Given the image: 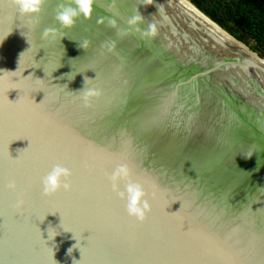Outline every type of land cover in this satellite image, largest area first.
<instances>
[{"label":"water","instance_id":"water-1","mask_svg":"<svg viewBox=\"0 0 264 264\" xmlns=\"http://www.w3.org/2000/svg\"><path fill=\"white\" fill-rule=\"evenodd\" d=\"M61 3L32 20L0 0V264H264L261 68L180 0H98L42 38ZM137 9L154 40L128 25ZM56 164L72 187L46 197ZM120 164L148 194L143 223L108 179Z\"/></svg>","mask_w":264,"mask_h":264},{"label":"clouds","instance_id":"clouds-1","mask_svg":"<svg viewBox=\"0 0 264 264\" xmlns=\"http://www.w3.org/2000/svg\"><path fill=\"white\" fill-rule=\"evenodd\" d=\"M48 0H12V4L16 7L19 14L22 17L32 20H38L43 12L45 4ZM98 0H71V3H61L57 6L55 20L59 24V28L49 27L45 28L42 33L44 39H56L57 37H63V33L60 29H71L77 21L83 17L84 19H91L95 11V5ZM144 5H153L154 0H143ZM160 11V9H159ZM146 19L140 13L139 9L136 13L128 19V25L130 28H134L142 38L148 40H154L158 36V24L156 22L147 23L146 28H141L140 25L144 24ZM97 23L103 24L104 18L98 19ZM108 25L113 28H117V21L114 18L108 19ZM129 30L118 29L117 35L120 37L129 35ZM81 48H86L88 42L79 45ZM115 41L109 44V51L115 49ZM86 87L82 93V100L85 107H90L94 99L99 98L102 93L95 88ZM133 172L126 164H120L108 177L113 186V190L116 191L120 199L126 201V208L128 215L143 223L146 221L148 215L151 212V205L148 200V194L145 191L144 186L141 183L135 182L132 179ZM71 177L72 172L69 168L56 164L52 170L43 178V195L46 197H54L61 191L71 190ZM123 183L124 190H120V184ZM7 188L10 192L16 191V184L14 181H10L7 184ZM71 252V249L69 250Z\"/></svg>","mask_w":264,"mask_h":264},{"label":"trees","instance_id":"trees-1","mask_svg":"<svg viewBox=\"0 0 264 264\" xmlns=\"http://www.w3.org/2000/svg\"><path fill=\"white\" fill-rule=\"evenodd\" d=\"M226 33L264 59V0H187Z\"/></svg>","mask_w":264,"mask_h":264},{"label":"bare ground","instance_id":"bare-ground-1","mask_svg":"<svg viewBox=\"0 0 264 264\" xmlns=\"http://www.w3.org/2000/svg\"><path fill=\"white\" fill-rule=\"evenodd\" d=\"M185 6H187L192 12H194L200 19H202L207 25H209L214 31H216L221 37H223L227 42L231 43L232 45L236 46L239 45L240 49L244 50L243 56H245L250 62H252L255 66L260 67L261 71L264 73V61H259L256 59V55L250 52V50L241 42L234 39L228 33H226L223 29H219L216 25L212 24L206 17L202 16L198 13L194 8L193 5L191 6L189 1L187 0H180ZM236 40V41H235ZM237 47V46H236Z\"/></svg>","mask_w":264,"mask_h":264},{"label":"rangeland","instance_id":"rangeland-1","mask_svg":"<svg viewBox=\"0 0 264 264\" xmlns=\"http://www.w3.org/2000/svg\"><path fill=\"white\" fill-rule=\"evenodd\" d=\"M250 51H252V52H254L252 49H251V47L253 46V43H250L248 46L247 45H245ZM255 53V52H254ZM256 54V53H255ZM257 55V54H256ZM261 58V57H260ZM261 59H263V58H261ZM264 60V59H263Z\"/></svg>","mask_w":264,"mask_h":264}]
</instances>
